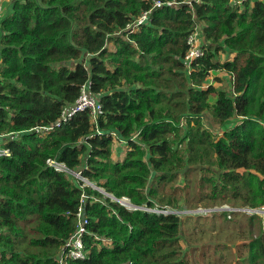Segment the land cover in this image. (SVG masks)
<instances>
[{"label":"trees","instance_id":"obj_1","mask_svg":"<svg viewBox=\"0 0 264 264\" xmlns=\"http://www.w3.org/2000/svg\"><path fill=\"white\" fill-rule=\"evenodd\" d=\"M3 4L0 264H204L181 217L201 214L184 212L264 205V0ZM192 34L204 55L187 64ZM217 70L230 74L227 85L206 83ZM83 86L100 110L58 123ZM179 129L174 149L167 134ZM49 159L136 207L80 188ZM81 214L85 256L74 259L65 244ZM244 216L234 264H264L259 216Z\"/></svg>","mask_w":264,"mask_h":264},{"label":"rangeland","instance_id":"obj_2","mask_svg":"<svg viewBox=\"0 0 264 264\" xmlns=\"http://www.w3.org/2000/svg\"><path fill=\"white\" fill-rule=\"evenodd\" d=\"M10 1V0H6ZM4 8V6H3ZM109 45H112L109 43ZM112 47V46H111ZM221 78V80H220ZM219 79V80H218ZM211 80V81H210ZM215 84L216 86H221L223 83L225 85L228 84V81H231L230 74L226 73L225 71H213L211 78L206 80V83ZM223 83H222V82ZM89 111V110H84ZM90 112V111H89ZM182 135V130H174L167 134V141L170 145L175 149L178 147L177 141ZM12 136V135H11ZM184 145V143H182ZM180 146V145H179ZM117 151L122 149V146H116ZM87 157V156H86ZM114 157V154H113ZM117 158V157H114ZM190 179H197V175L194 176V172L189 174ZM74 178V179H73ZM73 180L76 183V178L73 176ZM79 182V181H78ZM85 183H88L87 181ZM180 187L183 184H179ZM80 188H84V183L80 184ZM195 191V187H193ZM103 191V190H102ZM187 196L190 197L193 193L189 188ZM184 190L179 191L178 197L183 198ZM113 201L119 202V198L112 195L111 198ZM126 206L131 208L133 204L128 200L121 197L120 200ZM119 202L120 204H122ZM199 204V203H198ZM197 204V205H198ZM201 204V203H200ZM211 208H194L192 210H187L186 214H196L199 213L201 215H191L190 218H184L185 215H182V225L194 226L195 232L188 233L186 235V243L188 247L196 246L197 248L202 247V253L204 258L202 259V263L204 264H234L235 263V254L240 252V249L237 247L235 252V246L239 242V238L237 233L243 231L242 236H246L248 233V229L246 224H248V217H245L243 212H237L235 215H232V218L229 219L225 216H221L218 213H213V211H208ZM215 212V211H214ZM218 212V211H216ZM207 213V214H205ZM213 213V214H210ZM198 216L200 218L197 222L196 219ZM258 216V215H256ZM261 218L259 217V221L261 224ZM258 220L255 218V223ZM258 223V222H257ZM241 224L242 226H239ZM263 229V228H262ZM246 231V232H245ZM257 235V232H256ZM246 251L247 248H244ZM191 262L199 261V257L190 256ZM257 264H261L260 261Z\"/></svg>","mask_w":264,"mask_h":264},{"label":"built area","instance_id":"obj_3","mask_svg":"<svg viewBox=\"0 0 264 264\" xmlns=\"http://www.w3.org/2000/svg\"><path fill=\"white\" fill-rule=\"evenodd\" d=\"M167 4L170 5L171 2H168ZM159 5H160V3H157V6H159ZM2 11H3V0H0V13ZM145 17H146V13H143V15L139 19V22H141L143 19H145ZM188 41H189L188 44L190 46V49H189L187 55L185 56L187 64L190 63L191 59L194 56H199V55L203 54L202 49H200V47L198 46V41L194 39V34L189 36ZM86 109L90 111L91 115L95 114L96 112H98L100 110V103L95 99L94 96H92L88 93L86 86H83L81 88L79 97L76 99V101L73 102L72 105L64 108L62 114L59 117L58 123L63 122V121H67L68 119L73 117V115H75L79 111H84ZM49 129H50V127H48V126L37 125V126L33 127L31 130L35 131L36 133H39V132L41 133V131H47L48 132ZM2 154L8 155L9 151L7 148H2L0 146V155H2ZM47 164L56 170L64 171L66 173L73 175L76 178L75 180H78L79 182L84 183V186L89 185L91 187L97 188L93 184H91L85 177H83L81 175L80 170H71L63 162L57 161L56 159H49L47 161ZM86 181L88 183H85ZM97 189H99V188H97ZM99 190H101V189H99ZM102 192H104V191H102ZM104 193L106 196H109L112 198V195L107 194L106 192H104ZM124 199H128V198L124 197ZM120 200H121V198L119 199V202H121ZM122 204H124V203H122ZM126 207L130 208L128 206H126ZM133 207L135 208L136 206L133 205ZM142 208L149 210V211L168 212V211L163 210V209H154V208H149V207H142ZM131 209H133V208H131ZM82 210L83 209L80 208V211H82ZM213 210L214 211H226L229 213L230 212H243V213H246L247 215H258L259 217H261L262 223L264 224V205L259 206V207H248V206L234 207V206H230L227 204H223L221 206L211 207V209H208L207 212L213 211ZM78 224H79V226L76 228V231L68 238V240L65 244V247L67 249L66 256H71L74 259H83L85 255L83 252L82 235L85 232V225H84L85 219H84V216L82 214H81V217H80ZM62 259L63 258L61 256L60 261L63 264Z\"/></svg>","mask_w":264,"mask_h":264},{"label":"clouds","instance_id":"obj_4","mask_svg":"<svg viewBox=\"0 0 264 264\" xmlns=\"http://www.w3.org/2000/svg\"><path fill=\"white\" fill-rule=\"evenodd\" d=\"M200 49H201V47H200ZM189 51V50H188ZM202 51H203V54L202 55H199V56H194L193 58H197V57H202L203 55H204V50L202 49ZM188 53V52H187ZM186 60V59H185ZM189 64V63H188ZM217 71H219V70H217ZM212 73H213V71H211L210 72V76H209V78H211V76H212ZM211 81V80H210ZM210 81H209V83H210ZM213 84V83H212ZM228 205V204H227ZM231 206V205H230Z\"/></svg>","mask_w":264,"mask_h":264},{"label":"crops","instance_id":"obj_5","mask_svg":"<svg viewBox=\"0 0 264 264\" xmlns=\"http://www.w3.org/2000/svg\"><path fill=\"white\" fill-rule=\"evenodd\" d=\"M3 1L5 2V0H3ZM3 6H4V4H3ZM261 225H262V228H263V231H264V224L262 222H261Z\"/></svg>","mask_w":264,"mask_h":264}]
</instances>
